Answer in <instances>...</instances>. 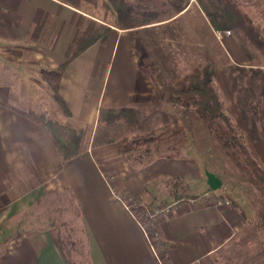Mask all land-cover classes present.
<instances>
[{
    "label": "crops",
    "instance_id": "obj_1",
    "mask_svg": "<svg viewBox=\"0 0 264 264\" xmlns=\"http://www.w3.org/2000/svg\"><path fill=\"white\" fill-rule=\"evenodd\" d=\"M104 3L0 0V222L10 221L0 229V264H68L59 241L69 239L72 245L74 236H62L58 228L28 234L13 222L52 195H62L59 213L69 212L70 232L75 228L85 241L91 264H159L134 217L140 211L128 200L161 211L154 243L168 264H264V237L255 226L256 213L248 215L247 201L211 199L210 192L217 198L223 192L209 189L206 166L192 156L194 148L182 157L162 156L142 165L120 155L118 140L96 139L103 123L101 109L131 107L147 115L188 112L166 99L165 90L176 75L207 60L215 64L214 82L227 113L264 168V137L251 134L226 74V49L235 60L232 65L257 66L254 51L240 38L223 46L195 2L127 28ZM100 23L110 26L106 39L72 59L59 81L69 121L83 134L80 153L63 162L48 127L14 107L64 119L41 70L60 67L74 38ZM186 39L203 51L199 61L179 57ZM221 48L225 52L218 63L214 53ZM183 179L197 191L187 193L179 184ZM203 192L208 196L196 199Z\"/></svg>",
    "mask_w": 264,
    "mask_h": 264
},
{
    "label": "trees",
    "instance_id": "obj_2",
    "mask_svg": "<svg viewBox=\"0 0 264 264\" xmlns=\"http://www.w3.org/2000/svg\"><path fill=\"white\" fill-rule=\"evenodd\" d=\"M240 0H195L216 30L239 31L250 46L264 53V34L261 25L253 22L244 12ZM192 0H105V7L114 13L120 26L135 27L166 15L168 10L180 12ZM110 26L99 24L92 31L80 32L70 43L66 60L57 69H42L41 76L49 84L52 97L63 113L64 119L53 117L48 111L39 115L16 108L35 121L43 122L49 129L52 141L64 162L81 151L83 134L70 121V109L60 94L59 81L69 62L97 41H104ZM227 73L243 117L248 122L254 138L264 137V68L252 65H230ZM215 64L211 61L196 63L190 71L175 76L167 87L164 97L186 107L188 123L180 117L161 112L163 121L144 134L137 132L151 118L146 113L131 107L101 109L99 119L104 124L122 121L134 133L132 138L118 141L120 155L142 165L162 156L182 157L189 148H194L209 171L222 180L221 170L231 162L232 167L261 195L263 202L257 210L254 223L264 237V168L248 146L244 134L238 129L227 113L224 102L214 82ZM220 171V172H219ZM213 190L212 188H209ZM136 212H143L148 205L130 202ZM151 207V206H150ZM28 234L35 231L27 229ZM68 264H76L65 252ZM74 247V241H71ZM82 263L91 264L86 248H82Z\"/></svg>",
    "mask_w": 264,
    "mask_h": 264
},
{
    "label": "rangeland",
    "instance_id": "obj_3",
    "mask_svg": "<svg viewBox=\"0 0 264 264\" xmlns=\"http://www.w3.org/2000/svg\"><path fill=\"white\" fill-rule=\"evenodd\" d=\"M192 2H195V0H192ZM239 5H240L241 9L244 12H246L252 18L254 23L261 25V29H262L263 34H264V0H240ZM215 35L221 42H223V46L230 39L240 38L242 41H246L244 39L243 35L239 31H234V30H231V34H223L221 37H218L216 33H215ZM182 41H183L182 46H179V51H180L179 57L185 58V59L189 58V60L194 59V61H199V59L202 58L203 51H201L199 49V47L196 46L195 44H193V41H190L189 39H186L185 41L182 40ZM184 43H185V45H184ZM246 43L250 46V44L247 41H246ZM223 46H221V47H223ZM251 49L254 51L255 55L258 58L255 60V62H257V64H258L256 67H262L259 64H261V62L264 63V53H260L256 50H254L252 47H251ZM222 51H224V48H221L220 52L214 53V58H215L214 61L219 63L222 60L221 58H219L220 54H222ZM225 54L227 56V63H228V64H226V72H227L228 66L232 65L230 63L234 60V58H233L232 54L230 53L229 49H226ZM212 58H213V55H212ZM234 62H235V60H234ZM233 65H235V64H233ZM226 74H228V73H226ZM222 88L223 87L221 86V89ZM187 113H188L187 111H184V113H182V115H176V116L180 117L181 121H183V120H185V118H186L185 115ZM52 115L56 116L54 113H52ZM149 116H151V118H150L151 122L148 123V121H149L148 120L144 124L142 129L137 132V134L138 133H140V134L144 133L145 134L147 132V130L155 128V126L158 123H160V124L165 123V121H163L162 113H160L159 115L151 114ZM242 116H243V114H242ZM230 117L232 118L231 115H230ZM159 118L162 121L159 120ZM232 120L236 124V122L234 121L233 118H232ZM244 122L248 124V122L246 120ZM182 123H184V122H182ZM124 125H125L124 122L123 123H114L111 125L102 123V126L99 127L98 132L96 134L97 142H99L100 139L103 140V139H107V138H110L112 141H117V140L119 141L120 139H123V138L134 137L135 134L132 133L131 131L130 132L132 134L131 133L129 134L127 132L128 131L127 126L126 125L124 126ZM236 126H237V124H236ZM75 127H77V126H75ZM77 128L79 129V127H77ZM238 129L240 130V128H238ZM192 156H194V158L201 160L197 151H195L194 155H192ZM134 162H137V161H134ZM230 163L228 162L227 167L224 168L223 170H221V174L223 177V180H222L223 184L217 190L220 191L222 189L221 191L223 192V195L222 196L218 195V198H217V196L213 195L210 192L209 194H211V196H212L211 199H217V200L221 199L222 200L225 196L226 198H229V199H231V197H232V198L238 199L241 202H245V203L248 202L249 203L248 215L249 216H252L253 214L255 215V213H257V210L260 207L261 203L263 202V199H262L260 193L253 186H251L250 183L247 182L239 174V172L232 167V164H230ZM207 170L208 169L206 168L205 173ZM112 184L116 189H118V193H121L120 189H119V185H117L114 181H112ZM179 184L181 187H182V185H184L187 188L186 189L187 193L197 191L196 188L192 189L193 191L190 189V186L193 187L194 185H192L188 180L183 179L180 181ZM161 189H162V192H164V189L163 188H161ZM217 190H215V191H217ZM165 193H166V191H165ZM67 196L68 195L64 194V197H67ZM207 196H208V194H206V192H203V193L197 195L196 199H198L199 197L202 198V197H207ZM47 199L45 201L39 203L34 208L29 209L26 212L24 211L23 212L24 214L19 217V220L16 219L13 222L15 223L17 221L16 226H19V228H22V229L43 230V229L53 228L54 230H57V228H58V230H60V232H62V233H60V234H62V236H65L66 233H70L71 236H74L76 238L75 240H72V242L74 241V247L68 245L70 243L69 239L62 240V242H63L64 246H66V248L68 249V253H70L71 260L76 262V264L82 263L81 259L84 258L85 256H82L80 254H82L81 249L85 247V241L78 237L79 233H77V231H75V228H72L73 231L70 232L71 228L69 226V222H71V216H70L69 212L65 211V212L59 213V208H61L60 205H62V195H58V196L52 195V196L48 197ZM192 199H195V198L193 197ZM146 211L147 210L145 209V212ZM149 211H152V210L150 209ZM138 214H139L138 216L145 215L142 212H139ZM9 224H10V221L0 222V229H6V227H9ZM71 249H74V251L71 252Z\"/></svg>",
    "mask_w": 264,
    "mask_h": 264
},
{
    "label": "built area",
    "instance_id": "obj_4",
    "mask_svg": "<svg viewBox=\"0 0 264 264\" xmlns=\"http://www.w3.org/2000/svg\"><path fill=\"white\" fill-rule=\"evenodd\" d=\"M215 33L217 34L218 37H221L223 34H231V30H229V29L216 30ZM218 201H222V200L219 199ZM160 212L161 211H158V212L149 211V209H147L146 212L145 211L142 212L145 214L143 216H138L139 214L134 212V217L136 218L139 225L141 226L143 233H144V236H145L146 240L148 241V243L150 244L152 252L155 254V256L158 260V263L159 264H168V263L163 261L160 254L158 253L157 246L154 243V237H158V231H157V227H156V219H157L158 213H160Z\"/></svg>",
    "mask_w": 264,
    "mask_h": 264
},
{
    "label": "water",
    "instance_id": "obj_5",
    "mask_svg": "<svg viewBox=\"0 0 264 264\" xmlns=\"http://www.w3.org/2000/svg\"><path fill=\"white\" fill-rule=\"evenodd\" d=\"M206 175H207V182L210 188H212L213 190H217L222 186L223 184L222 179L214 172L207 170Z\"/></svg>",
    "mask_w": 264,
    "mask_h": 264
}]
</instances>
